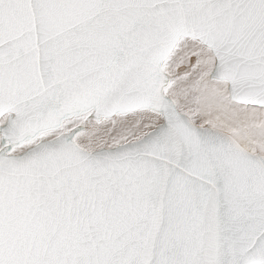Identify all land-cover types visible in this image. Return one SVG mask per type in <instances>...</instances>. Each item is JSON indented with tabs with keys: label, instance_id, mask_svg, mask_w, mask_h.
<instances>
[{
	"label": "snow or ice",
	"instance_id": "1",
	"mask_svg": "<svg viewBox=\"0 0 264 264\" xmlns=\"http://www.w3.org/2000/svg\"><path fill=\"white\" fill-rule=\"evenodd\" d=\"M0 264H264V0H0Z\"/></svg>",
	"mask_w": 264,
	"mask_h": 264
}]
</instances>
